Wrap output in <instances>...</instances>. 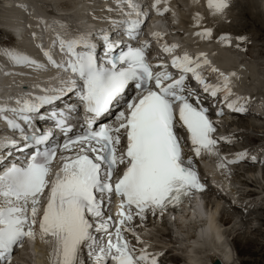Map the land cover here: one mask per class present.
<instances>
[{
	"label": "snow or ice",
	"instance_id": "1",
	"mask_svg": "<svg viewBox=\"0 0 264 264\" xmlns=\"http://www.w3.org/2000/svg\"><path fill=\"white\" fill-rule=\"evenodd\" d=\"M160 3L155 0L150 6L157 14H162ZM230 4L231 0H207L213 16H223ZM118 10L123 18L111 21L117 30L111 35L104 30L72 39L58 35L59 50L68 57L63 63L54 60L50 51L43 52L49 64L72 74L62 81L63 87L44 90L52 94L17 99L18 107H0V113L11 112L25 126H31L34 119L49 118L41 110L70 95L77 97L86 112L83 127L75 136L70 135L74 130L71 117L79 111L77 105L51 112L54 127L65 137L56 145L51 144L54 131L29 135L16 119L7 120L8 127L21 134L23 143L6 139L0 151V264H13L14 251L22 249L26 240L37 239L53 246L49 264H86L85 256L92 264H159L162 253L136 252L124 236L131 231L126 225L134 217L145 219L148 212L163 215L194 191H204L186 149L199 157L202 151H214L218 144L209 109L187 81L194 80L214 100L221 98L231 111H246L247 98L230 99L236 73L216 67L202 73L200 69L210 64L204 53L195 58L187 53L173 57L171 68L179 71L178 78L163 63L156 65L162 71H153L146 55L149 44L139 39L149 13L133 0H118ZM196 35L210 39L213 34L204 29ZM153 37L159 39L161 33ZM219 42L231 46L232 38L220 35ZM175 47L164 45L162 51L170 53ZM4 55L17 65L43 67L26 55L12 51ZM209 74H215L218 83L207 82ZM130 89L131 96L127 95ZM107 115L114 116L113 123L97 130L98 121ZM216 115L223 116V110ZM13 150L24 159H13ZM58 152L60 166L53 172ZM246 158L247 153L241 152L226 163ZM251 160L256 162V157ZM116 197L119 211L113 217L104 209Z\"/></svg>",
	"mask_w": 264,
	"mask_h": 264
},
{
	"label": "bare ground",
	"instance_id": "2",
	"mask_svg": "<svg viewBox=\"0 0 264 264\" xmlns=\"http://www.w3.org/2000/svg\"><path fill=\"white\" fill-rule=\"evenodd\" d=\"M42 1L43 0H5L6 5L3 6L5 8L2 7V9H1V4H0V15L2 14L3 18L5 20H8L9 25H11L13 27H20L22 25V22L19 21L17 14L14 13V10L17 12L21 11L22 15H20V16L21 17L25 16L27 19L30 20V22H32V18H30V16H28V15H25V13L26 12L31 13V9L35 8L34 14L36 15V18H34V20H35V28H36V33H37L36 37H37L38 44L41 46L42 51H50L52 53L53 59L56 61H61V56L57 58L58 52L60 50L59 49L57 50L56 47H53L54 44L51 43L50 41L58 42L57 41L58 35L62 38L67 36L68 33H71V30L73 29V25L75 23L78 25V28H80L82 30V34L95 33L97 29H101V27H102L100 20L98 18H96L95 16H90L89 19L86 20L83 18V15L81 12L76 11L77 9L81 10L82 6H84V7L89 6L90 10L94 14H96L99 18L109 19L111 17V14H112V10L109 11V9H112V7L114 5V4H112V0H70L68 2H65L66 0H59V2H57L58 6L67 7L70 10V12L67 13L66 17H63L60 14L55 15L54 13H52L55 16L52 15L49 18H41V15H40V12L38 9L40 6H42V4L40 3ZM134 1L138 2V0H134ZM243 1H242L241 12H239L240 16L247 18V19H250L251 20L250 23H246V22L245 23L246 24H253L251 26H253L257 30L258 35L262 34L264 36V0H246L244 2ZM185 2H186V5L189 2V7H190V12L188 11L189 12L188 13L189 18H187V16H185V13L183 14V11H180L182 8H180V5L177 4L176 0H174L173 2L169 1V5L175 6V12L178 13L179 16H181L180 22L184 26L183 33L184 34L188 33V36H187L188 41L192 40L194 38L196 39L197 37H199V35H196L195 31L200 30V29H202V30L211 29L212 34H213L212 35L213 40H214V38H216L219 35L220 32L225 31V32H233V33L236 32V33H238L235 30H233V31L227 30V27H230V25H223L224 27H221V29L214 28L212 25L213 23L217 22L218 20H220L222 18H227L228 21L230 22L231 17L233 16V14L231 16V7H229V9L227 11V12L230 11V14L227 15L226 17H224L225 15L213 16L211 10L207 6V0H185ZM231 2L233 5L235 0H231ZM235 4H236V2H235ZM12 5L14 7H12ZM15 7H19L20 11L17 10ZM117 8H118V4H117ZM124 8H127V6L124 5ZM102 12H104V13L102 14ZM197 14H199V19H197ZM165 18H166V15H164V17L158 16L156 18L157 24L159 26H164L165 24L162 23L160 20H163ZM120 19H122V18L121 17L112 18L109 21V23L111 24L112 20H120ZM227 19H225V20H227ZM1 23L4 24V22H1ZM37 23H38V25H37ZM62 24L66 25V27H60V25H62ZM246 24L241 23L239 25L241 27L245 28L247 26ZM20 28H15V29L20 30ZM215 31H217L218 34L216 33L217 35L214 36ZM0 33L3 35L2 38L6 37V36L9 37L8 35H10L6 30H3L1 28H0ZM183 33H180V34L183 35ZM176 34H178V36H180L179 33H176ZM254 35H255V32H254ZM23 36H24V34H23ZM26 40L30 41V38L27 37ZM211 40L212 39H210L208 41H211ZM45 43H47V44L44 45ZM11 44H9V45L11 46ZM49 44H50V46H49ZM2 46L4 47L5 45H2ZM16 51L18 52V50H16ZM220 53L222 54V57H220L219 59L221 60V62L223 64H229V63L231 64L233 62L232 56L226 50H222V51H220ZM18 54L23 55V53H18ZM30 56H33V55H30ZM240 60H241V62H239L240 64L246 65L245 61H243V58H241ZM38 63L42 65L43 60H39ZM60 63H62V62H60ZM260 65L263 66L264 62H261ZM14 66H15V68H21L23 71V76L21 79L22 85L25 83L33 84V86H35L36 88H39V86L36 84V82L40 78L47 79L48 81L49 80L54 81L55 79H57V78H59L65 74V72L62 69H57L56 67L49 65V63H48V65H46L44 67H40V68H36L33 66L25 67L24 65H17V64H15ZM246 67H247V69H250V67L248 65H246ZM237 68L239 70L241 69L239 67H237ZM255 68L256 67L254 66V69ZM229 70H232V68H229ZM46 75H49L50 77L46 78ZM12 77H13L12 74L6 75V79H9V81H10V79H12ZM3 81H0V96L1 97H2V95L7 94V92L9 91L8 90L9 86L6 87V83H8V81L7 80H3ZM256 86H258V85H256ZM15 87H16V85H12L11 88L14 89ZM73 115H74V117L77 118L79 115V111L74 112ZM254 116H256V115H254ZM234 118H235V116H234ZM243 118H246V120H243ZM259 118H261V117L259 116ZM228 123L230 126H232V128H237L238 126L239 127L245 126V127H249V128L252 127L253 130H255V128L258 127L257 123L249 120L248 116H246V115H238V119H237L236 123L233 122L232 120H228ZM6 125H7V122L3 121L2 126L6 127ZM259 127L264 128V124L259 125ZM252 128H250V129H252ZM244 133H246V132H244ZM230 134L231 135L229 137L234 136V135H238L240 133H234V131H232ZM262 134H260V135H262ZM242 136H243V134H242ZM256 138H250V139L251 140L254 139V141H259V145L256 147H253V146L247 147L246 148L247 150H255V149L260 148V147L262 149L264 148V142L260 143L262 140H257ZM247 140H249V138ZM243 145H246V144H243ZM237 148H239V147H237V146L234 147L232 157L237 156L239 153H241L240 150L239 151L236 150ZM225 153H226L227 158L229 159L230 153H228L226 151H225ZM224 158H222V159H224ZM257 158H260V160H258L257 163L259 161H261L259 163H262L264 165V156H260V154H259L257 156ZM223 161H226V160H222V162ZM249 161L252 162L251 159ZM210 164L212 166H214L215 168L217 167L216 172H220L221 180L218 179V181L220 183L222 191L223 190L225 191V192L224 191L223 192L226 193V196H224L222 193H220L217 190L214 191L212 188L206 189L205 190L206 192L208 190H212L213 193L218 194V195H216L217 196L216 198L218 200L226 199V200H228V203H229V201L234 202L232 205H234V206L236 205L237 208H239L238 202H240V201H238V199L241 198V195L252 197L253 191H249L252 189H249L250 186H249V183H247V182H250V184H251V182L252 183H259L258 177H257V175H255V171H256L255 168H253L252 166H249L247 169L246 168L241 169L239 166L236 165L237 169L234 168V175L236 176V178H237V176L241 177V175L245 174V173L246 174L248 173V175H249L247 177L243 176L242 180L241 181L239 180L241 182L240 185L239 184L236 185V184L231 183L230 182L231 180L229 181L230 178L228 176V173H223V170H225V168L223 170L220 169V165H221L220 161H217V162L211 161ZM262 175H264L263 172H262ZM235 176H234V178H235ZM246 188H248L249 190ZM263 189L264 188L261 186V192L263 191ZM206 195H207V203L205 205L206 208L204 209L205 214H202L200 207L197 205V202L199 204V202L201 201V198H199V200L194 199L193 205H195L197 207V210L192 211L191 214H189L188 211L185 212V215H183L181 213L178 214L180 221L179 220L178 221L173 220L170 224L174 225L175 228L177 229L176 230L178 232L177 235L180 236L183 247L187 251L190 250L192 252L193 255L192 254L189 255V253H188V255L190 256V258H188V259H191L193 264H195L196 261H198L200 264H210L208 261L207 254L208 255L209 254L218 255L222 259L223 264H234L233 256H232V253L230 250V245L227 243V240L225 237V234H228V232L221 225H222L223 219L226 222H231L233 217H235L236 215L234 216L235 213L231 212V210L228 211L226 206L221 205L222 202L220 203L218 200L213 201L211 196H209V194H206ZM251 200H254V198H251ZM258 201H256V204H258ZM246 202H248V201H246ZM201 203H203V201L200 202V205H201ZM243 203H245V201ZM241 213H243V211H241ZM226 214H227V216L228 215L232 216L231 220L228 217H226ZM243 215L247 216L244 213H243ZM223 216L225 218H223ZM259 216H260V214L257 215L255 218H257ZM176 218H178V217L176 216ZM166 219H167V222H169V219H171V218L169 216H167ZM248 219L249 218H246L243 221H241L242 219H240V222H242L241 224L244 225L243 227H245V224L243 222H249V221H247ZM154 222L155 221H153V223ZM163 222H164V220H163ZM237 222H236V224H234L235 226L233 227V229L236 228L235 229L236 234L234 233V237L232 238L233 243L235 242V238H237L240 235V234H237L238 231L239 232L241 231L237 228L238 227ZM160 224L162 226L165 225V223H162V222H160ZM148 225H150V223ZM184 228H186V231H184ZM156 230L158 231V235L161 238H163L164 236L169 237V233L165 229L161 231L160 228H157ZM190 240H192V242H190ZM238 245H239V243H238ZM195 248L197 250H195ZM153 249L155 252H157L158 250H161V249H156V248H153ZM166 251H167V249H164V253L167 254Z\"/></svg>",
	"mask_w": 264,
	"mask_h": 264
},
{
	"label": "rangeland",
	"instance_id": "3",
	"mask_svg": "<svg viewBox=\"0 0 264 264\" xmlns=\"http://www.w3.org/2000/svg\"><path fill=\"white\" fill-rule=\"evenodd\" d=\"M242 1L243 0H235L236 4L234 2L233 5L231 2V4H230L231 16H232V14H233V16L231 17L230 22L228 21L227 18H222V19L218 20L217 22L213 23L212 25L214 28H218V29H221V27H224L223 25H230V27H227V30H230V31L235 30L238 33L246 36V37H243L244 39H246V40H244L245 43H249V42H251V43L247 47V49H246V47H244L246 49L247 53L246 52L243 53L240 58H245L248 62L254 63V66L257 69V70H255V71H257L256 72V78H257L256 81L264 87V65L263 66L260 65L261 62H264V36L262 34L258 35L257 30L253 26H251L253 24H246V23H250V21H251L250 19H247V18L240 16L239 12H241ZM244 1H246V0H244ZM181 11H183V14L186 13V11L190 12V7L187 10L181 9ZM227 11L224 14L225 15L224 17H226L227 15L230 14V11L229 12H227ZM187 18H189V16H187ZM225 19H227V20H225ZM241 23H244L247 26L245 28H243L239 25ZM253 31L255 32V35H254ZM215 32H217V31H215ZM215 35H217V34L215 33L214 36ZM2 36L3 35L0 33V40H1L0 44L1 43L3 45L11 44L12 38L10 35H8L9 37L6 36L3 38H2ZM245 59H243V61H245ZM256 85H258V84L256 83ZM235 118L236 119H234V120L238 119V117H235ZM248 119L251 120L252 122H256L258 127H256L255 130H253L252 127H250V128H252V129H250L249 127L241 126V128H239V129H243V131H234V133H240V134H238L239 136L238 135H234V136L236 138L238 137V140H242V142H244L243 144H248L249 146L252 145L253 147H256L259 145L258 144L259 141H254V139L251 140L250 138H256L257 137L256 138L257 140H262L260 143L264 142L263 141L264 140V128L259 127V125L264 124V121H263L264 117L259 118V116H255V117L248 116ZM243 120H246V118H243ZM244 132H246V133H244ZM242 134H243V136H242ZM260 134H262V135H260ZM248 138H249V140H247ZM256 142H257V144H254ZM243 144L241 143L240 145H238L237 147H239V148H237L236 150L237 151L240 150L241 152H246V153H250V152L254 151V150H247L246 148L248 146L243 145ZM259 149L261 152L258 153V155L260 154V156H264V148L262 149L260 147ZM233 151H234V148L232 151H230L228 153H231ZM259 162H261V161H259ZM236 165L237 166L239 165V167L241 169H245V168L247 169L249 166H252L253 168L256 169L255 175H257V177H258L259 183H252L251 182V184H250V182H247V183H249V186H250L249 189H252V190H249L248 188H246L249 191H253L252 197L241 195V198H239L238 201H240L242 204L240 202H238V204H240L241 207L238 205L239 208H237L236 205H235L236 207L234 205H232L234 202L229 201V203H228V200H226V199L218 200L216 198L217 197L216 195H218V194L213 193L212 190H210L211 194H209V196H211L213 201L218 200L220 203L222 202L221 205H224V206L226 205V207L228 208L227 210L228 211L231 210V212L235 213L234 216L236 215L235 217H233L234 220L233 219L231 220L232 216H230V215L227 216V214H226V217H228L231 220V222H226L223 219L222 225H221L228 232V234H225V237H226L227 243L230 245V250H231V253L233 256L234 264H264V189L261 192V186L264 188V175H262V172L264 173V165L262 163L258 164L257 161L256 162H250L249 160L248 161H240V163L233 164L232 168L237 169ZM230 171H232V169L230 167H227V169L225 168V170H223V173H228V175H229ZM245 174H242L241 177L237 176V178H236V176L234 175V170H233L232 171L233 177L230 175V177H229L230 179L229 178L228 179H229V181L231 180L230 181L231 183L236 184V185L237 184L240 185V183H241L240 181L242 180V177L243 176L244 177L249 176L248 173L246 175ZM234 176H235V178H234ZM201 197H202V199L206 205L207 195L205 194ZM251 198H254V200H251ZM240 199H242V200H240ZM243 200L245 201V203H243L244 202ZM246 201H248V202H246ZM256 201H258V204H256ZM229 208H231V209H229ZM241 208H242L243 213L247 216H244L243 213H241V211H240ZM259 214H260V216L255 218ZM223 218H225V217L223 216ZM244 218L245 219L249 218L247 220L249 222H243L245 224V227H243L244 225L241 224L242 222H240V219H242L241 221H243V220H245ZM160 222L165 223V221L163 222V220H161L159 222L155 221L154 223L152 221L150 223V230L152 228L153 231L158 233V231L156 230L157 228H160V230H164L168 227V225L166 223H165V225L162 226L160 224ZM236 222H237V226H238L237 228L239 230H241L240 232L238 231L237 234H240L241 236L239 235L238 236L239 238L238 237L235 238V242L233 243L232 238L234 237V233H235V229H236V228L233 229V227L235 226L234 224H236ZM170 225L175 228L174 225H172V224H170ZM161 227H162V229H161ZM176 230L177 229L175 228V232H176V234H178V232ZM166 231L169 233V231L167 229H166ZM184 231H186V228H184ZM156 234H153V235L158 236V234L157 235ZM158 237H160V236H158ZM165 237H166V239H168L170 237V233H169V237L164 236V238ZM161 239H163V238H161ZM238 243H239V245H238ZM180 249H182V250H180L182 252V253H180V256L181 257L186 256L187 257L186 259L188 261H190L191 259H188V258H190L189 255L192 254V252L190 250L187 251L184 247L180 248ZM195 250H197V249L195 248ZM170 251H171V249H167L166 252L170 253ZM188 253H189V255H188ZM171 257H172V254L170 255V258ZM183 264H187V261H184Z\"/></svg>",
	"mask_w": 264,
	"mask_h": 264
},
{
	"label": "water",
	"instance_id": "4",
	"mask_svg": "<svg viewBox=\"0 0 264 264\" xmlns=\"http://www.w3.org/2000/svg\"><path fill=\"white\" fill-rule=\"evenodd\" d=\"M207 257H208V261L211 264H223V261L221 260V258L216 254H209L207 255Z\"/></svg>",
	"mask_w": 264,
	"mask_h": 264
}]
</instances>
